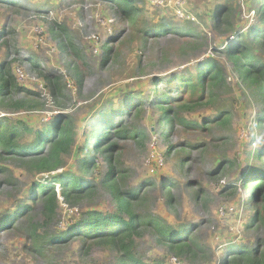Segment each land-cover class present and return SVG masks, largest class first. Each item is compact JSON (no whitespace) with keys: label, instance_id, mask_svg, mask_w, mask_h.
Returning a JSON list of instances; mask_svg holds the SVG:
<instances>
[{"label":"rangeland","instance_id":"374dc122","mask_svg":"<svg viewBox=\"0 0 264 264\" xmlns=\"http://www.w3.org/2000/svg\"><path fill=\"white\" fill-rule=\"evenodd\" d=\"M16 2L26 8L17 9L14 4L0 3V64L19 58L14 64L17 81L21 86L36 91L40 104L36 108L19 110L5 109L0 105V116L25 119L31 129L52 121L55 113H63L76 121L77 131L86 128L89 132L88 125L102 110L113 107L122 111L125 108L123 92L144 91V100L152 101L155 81L165 80L174 73L193 70L195 59H201L200 55H209L210 47L222 41V37L215 38L212 29L205 26H210L206 12L212 10L214 0H137L145 11L147 21L155 22L162 18L174 28L193 27L194 32L202 30L200 47L197 50H179L182 41H173L170 34L151 40L145 46L137 41L129 43V39L124 37L125 42L117 55L110 56L102 65L106 54L103 44L109 43L122 27V22L104 0ZM255 6L253 0L248 3L245 0L236 1L232 14L237 29L257 19L253 9ZM52 19L68 27L81 52V61L63 43L51 37L48 26ZM241 35L246 43L251 40L249 32ZM258 54L264 56V52ZM30 56L41 61L40 65L46 73L60 77L67 97L53 96L38 72L27 62ZM219 61L220 58H217ZM77 63L83 71L81 86L77 85L74 75ZM161 86L162 89H159L162 92L168 91L164 87L165 82ZM216 93V100L211 106L186 114L194 123L202 122L201 114H210L217 109L230 114L227 123L213 124L210 130L185 132L180 125H175L167 137H162L156 118L149 117V105H146V112L138 117L132 114L116 117V121L122 119L124 125L145 129L147 133L140 143L131 139L117 140L119 152L114 155L115 163L127 172L122 188L140 189L146 200L140 208L142 212L162 218L175 229L186 227L192 238L207 250L206 254L194 260L178 257L165 245L155 242L151 233L145 232L137 239L136 250L138 257L145 262L219 264L226 241L239 238L241 245L247 247L255 245L258 239L264 241V224L244 231V224H249L253 208L239 181L240 175L247 170L245 158L248 155L255 163L263 165L262 161L250 154L264 141V132H259L254 124L262 106L258 104L252 86L229 68L226 85L218 88ZM18 97L20 94L12 96ZM82 119L84 124H80ZM33 138V133H27L22 142L27 143ZM80 140L78 135L77 143ZM181 142L201 143L205 147L191 150L188 162L183 164L182 154L175 148ZM90 150L91 147H88L87 152L91 153ZM96 160L89 175L90 179L96 180L95 196L72 205L61 200L56 215L39 229L40 233L56 235L70 229V223L87 209L113 208L110 192L100 184L109 162L103 155H97ZM225 160L236 161V164L225 165L218 174L213 175L211 171ZM0 164L7 168V173L4 171L0 174L2 211L12 207L20 196L26 197L23 191L30 182L42 178L27 172L14 159L0 158ZM9 176L13 177L12 186L3 182ZM47 177L49 175L43 178ZM165 181H169L171 186L165 187ZM229 184H235L238 189L235 197H230L227 190L222 192L224 186ZM194 189H202L204 199L202 196L195 198ZM168 191L171 200L168 199ZM40 210L41 206L36 205L33 214L34 219L42 223L44 219ZM19 222H23L22 219ZM19 235L18 232L0 231V264H111L112 261V255L105 249L93 247L88 254L80 252L79 240L71 247L64 248L45 244L42 251L36 252L31 248L29 239Z\"/></svg>","mask_w":264,"mask_h":264},{"label":"trees","instance_id":"16d2710c","mask_svg":"<svg viewBox=\"0 0 264 264\" xmlns=\"http://www.w3.org/2000/svg\"><path fill=\"white\" fill-rule=\"evenodd\" d=\"M104 1L114 10L122 22V27L109 43L103 44L106 54L102 65L111 58L110 56L117 55L120 46L125 42L124 37L129 39V43L137 41L145 46L151 40L155 41L170 34L173 41H182L179 50H197L200 47L199 38L204 33L202 30L194 32L193 27L174 28L162 18L155 22L147 21L145 11L137 0ZM236 1L214 0L212 10L206 12L210 26H205L212 29L215 38L222 37V41L221 44L215 42V45L208 49L209 55H200L201 59H195L193 70L174 73L165 80L155 81L152 101L144 100V91L123 92L122 95L126 99L125 108L122 111L113 107L102 110L88 125L89 132L86 128L77 131L76 121L63 113H55L52 121L36 129H31L25 119L0 116V158L14 159L27 172L42 178L29 183L28 188L23 191L26 197L20 196L12 207L0 210V231L18 232V237L25 235L36 252L42 251L45 244L64 248L71 247L79 240L80 252L88 254L93 247L105 249L112 255L111 264H162L148 263L138 257L137 239L145 232L151 233L155 242L165 245L178 257L194 260L206 254V248L192 238L190 230L186 227L175 229L162 218L142 212L140 208L146 200L140 189L122 188L121 184L126 180L127 172L120 164L118 166L115 163L114 155L119 152L117 140L131 139L140 143L147 133L145 129L124 125L125 121L122 119L116 121V117L123 114L138 117L146 112V105H149V117L156 118L162 137H167L175 125H180L181 130L189 132L210 130L213 124H225L230 120V114L223 109L201 114V123L190 121L186 114L213 104L217 89L227 83L229 68L242 81L252 86L254 96L262 106L254 124L259 132H264V56L258 54L264 52V0H253L256 2L253 9L257 19L243 25L241 29H237L233 21L232 13ZM249 1L245 0L246 3ZM0 3L14 4L17 9L26 8L17 4L16 0H0ZM48 27L51 37L63 43L74 57L81 61V52L68 27L57 19H52ZM244 32H249L251 37L248 43L241 39ZM217 58L221 61L217 62ZM18 59L0 64V105L9 110L36 108L40 104L37 92L21 86L17 81L14 64ZM27 62L38 72L55 98L67 97L60 77L46 73L40 65L41 61L34 56L28 57ZM74 70L77 85L81 86L83 71L79 69V63L74 66ZM163 82L168 91L162 92L159 89H162ZM15 94H20V97L12 98ZM3 100L9 103L4 104ZM80 124H84L83 119ZM27 133H33L34 138L23 143L22 139ZM78 135L81 139L79 143ZM88 147H91V153L87 152ZM203 147L205 144L187 142L175 146L182 154L183 164L188 162L191 150H201ZM250 154L259 162L262 161L263 165L255 163L248 155L245 158L248 163L247 170L239 177L241 186L247 193V201L253 208L249 224H244V231L264 224V141ZM97 155H103L109 162L100 184L110 192L113 208L87 209L82 212V216L70 223V229L56 235L40 233L39 229L56 215L61 200L72 205L95 196L96 180L90 179L89 175L97 163ZM69 159L71 161H68ZM228 164L233 166L236 161H221L211 173L218 174ZM251 165L253 167H250ZM5 169L6 166L0 164V174L6 172ZM46 175L49 177L44 179ZM12 178L9 176L3 182L12 186ZM168 182H164L165 187L171 186ZM226 190L230 197H235L238 189L235 184H229L224 186L222 192ZM201 192L202 189H194V197L202 196L204 199ZM168 196L171 200L170 194ZM36 205L41 206L40 211L44 219L42 223L34 219L33 210ZM20 219L23 222L20 223ZM241 244L239 238H234L231 242L226 241L219 264H264L262 239L256 240L252 247Z\"/></svg>","mask_w":264,"mask_h":264}]
</instances>
